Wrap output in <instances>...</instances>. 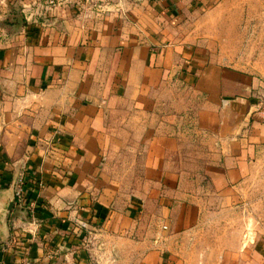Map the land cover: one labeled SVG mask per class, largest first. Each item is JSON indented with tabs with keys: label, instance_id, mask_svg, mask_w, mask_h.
Returning <instances> with one entry per match:
<instances>
[{
	"label": "crops",
	"instance_id": "obj_1",
	"mask_svg": "<svg viewBox=\"0 0 264 264\" xmlns=\"http://www.w3.org/2000/svg\"><path fill=\"white\" fill-rule=\"evenodd\" d=\"M222 1L0 0V264H264L257 79L192 29Z\"/></svg>",
	"mask_w": 264,
	"mask_h": 264
},
{
	"label": "rangeland",
	"instance_id": "obj_2",
	"mask_svg": "<svg viewBox=\"0 0 264 264\" xmlns=\"http://www.w3.org/2000/svg\"><path fill=\"white\" fill-rule=\"evenodd\" d=\"M221 4L210 14H190L193 33L201 35V43L218 61L253 75L256 93L264 102V0H224ZM244 193L241 224L253 226L256 237H264V150L244 184Z\"/></svg>",
	"mask_w": 264,
	"mask_h": 264
},
{
	"label": "built area",
	"instance_id": "obj_3",
	"mask_svg": "<svg viewBox=\"0 0 264 264\" xmlns=\"http://www.w3.org/2000/svg\"><path fill=\"white\" fill-rule=\"evenodd\" d=\"M67 1H69V0H44V5L47 8H56V7L63 5ZM76 1L80 4L87 5V4L91 3L92 0H76ZM97 9L100 11L103 10V8L100 5H97ZM21 180L22 179H20L19 182H16L17 187L15 188V197L17 199H20L22 197V188L20 186L21 184H19V183H21ZM83 225H84V223H83ZM26 264H30V263L26 262Z\"/></svg>",
	"mask_w": 264,
	"mask_h": 264
},
{
	"label": "water",
	"instance_id": "obj_4",
	"mask_svg": "<svg viewBox=\"0 0 264 264\" xmlns=\"http://www.w3.org/2000/svg\"><path fill=\"white\" fill-rule=\"evenodd\" d=\"M14 202H15V196L12 195V197L10 198V200L8 201L7 205L4 207V213H3V217H2V221L4 223H6V220H7V217H8V214L10 212V210L12 209L13 205H14Z\"/></svg>",
	"mask_w": 264,
	"mask_h": 264
}]
</instances>
